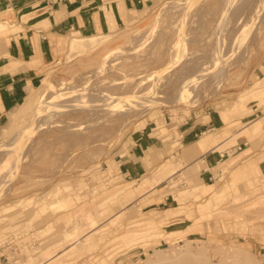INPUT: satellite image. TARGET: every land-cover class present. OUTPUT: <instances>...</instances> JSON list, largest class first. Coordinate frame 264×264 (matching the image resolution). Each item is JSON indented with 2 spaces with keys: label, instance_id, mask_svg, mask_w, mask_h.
I'll use <instances>...</instances> for the list:
<instances>
[{
  "label": "rangeland",
  "instance_id": "1",
  "mask_svg": "<svg viewBox=\"0 0 264 264\" xmlns=\"http://www.w3.org/2000/svg\"><path fill=\"white\" fill-rule=\"evenodd\" d=\"M175 1L153 0L95 32L91 48H67L0 124V251L12 255L0 264H264V167L246 160L264 149V0ZM64 85L79 91L66 97ZM36 95L33 115L15 120ZM194 112L217 113L216 139L231 137L215 152L225 195L213 205L210 195L182 192L194 199L175 209L186 217L153 219L129 201L158 178L107 177L102 161L152 118L180 165L183 142L168 128ZM234 143L238 151L221 156ZM183 178L190 182L169 176L170 191L180 193Z\"/></svg>",
  "mask_w": 264,
  "mask_h": 264
},
{
  "label": "crops",
  "instance_id": "2",
  "mask_svg": "<svg viewBox=\"0 0 264 264\" xmlns=\"http://www.w3.org/2000/svg\"><path fill=\"white\" fill-rule=\"evenodd\" d=\"M152 2L153 0H0V21L4 26L0 30V124L9 111L21 103L38 84L41 77L65 57L74 35L86 33V36H99L95 32L106 30L114 20L117 25L124 24V20L131 16V10H142ZM164 119L167 121L165 114ZM172 123L174 122H168ZM222 125L217 113L213 115L207 112L202 116L194 112L170 126L168 129L172 132V140L183 142V147L177 152L176 162H180L177 166L168 157L170 143L168 138H164L165 132L161 131L164 129H160L163 125L157 124L152 118L146 119V123L133 129L130 135L132 143L121 147V152L116 150L111 157L103 159L102 172L109 174L107 177L113 176L133 184L144 175L149 180L158 178L153 185L146 186L129 202L142 203V212L153 219L160 217L165 221L178 214L186 217L187 212H175V209L180 203L194 199L182 192L210 195L208 202L213 205L225 195L226 184L216 181V176L222 170L217 169L219 158L215 152L227 144L231 137L216 139L218 133L215 129ZM258 127L259 124H256L252 130ZM156 129L160 131L154 134ZM234 151H238L236 143L226 146L221 156H229ZM246 155H249L246 160L250 165L264 167L262 147L251 148ZM162 159L168 161L162 164L155 175L152 174L151 171ZM176 172L184 173L190 180L188 182L183 178L184 188L180 193L170 191L171 186H167L166 182ZM242 172L246 173L244 170ZM235 173L231 183L236 189L241 176H237L238 179L235 180ZM119 187L116 188L119 190ZM46 206L43 204L41 209ZM165 225L170 227L173 222L168 221ZM5 250L0 251V263L7 258Z\"/></svg>",
  "mask_w": 264,
  "mask_h": 264
},
{
  "label": "bare ground",
  "instance_id": "3",
  "mask_svg": "<svg viewBox=\"0 0 264 264\" xmlns=\"http://www.w3.org/2000/svg\"><path fill=\"white\" fill-rule=\"evenodd\" d=\"M179 1V0H178ZM198 0H180L181 3H183L184 5L186 4V6H192V5H195L196 2ZM264 2V1H263ZM176 4H178V2L175 1ZM180 3V4H181ZM180 4H178V6H180ZM171 6V5H170ZM182 6V5H181ZM181 8V7H180ZM188 9V8H187ZM162 12V11H161ZM160 16V15H159ZM157 22V21H156ZM156 22H155V25H156ZM158 24V23H157ZM3 24L1 23L0 21V30L3 28ZM155 27V26H154ZM5 29V28H4ZM154 30V29H153ZM156 30V28H155ZM149 34V33H148ZM154 34V33H153ZM148 36V35H147ZM151 36V35H149ZM153 36V35H152ZM103 38V37H102ZM99 40H101V36H97V35H89V36H86V35H80V36H77V35H74L72 38H71V50L72 52L73 51H79V50H84V49H88L90 47H92L93 45H95L96 43L99 42ZM184 42V41H183ZM124 51L123 49H120V48H117L115 49L110 57L115 54V53H119V52H122ZM178 55H180L178 53ZM177 55V56H178ZM179 59V56L177 57ZM174 62V61H173ZM169 67V66H168ZM198 77V76H197ZM189 85V84H188ZM65 87V88H64ZM63 87V90L65 92H67V96L66 97H70L73 92H77L79 91L78 88H75V87H71V86H66L64 85ZM151 90V89H150ZM147 92V91H146ZM149 92V91H148ZM147 95V94H146ZM189 95V94H188ZM37 98H38V95L32 97V96H28L25 100V102L23 103V105L20 106L19 109H17V111H15L14 113L16 114L14 117L16 118L15 120H17L18 116L23 114L24 112L26 111H30L31 112V115H33V112L35 111V108H36V103H37ZM98 98V97H97ZM100 99V98H99ZM128 101H132L133 102V99L132 98H129L127 99ZM137 101V100H136ZM131 102V103H132ZM98 103V102H97ZM100 103V102H99ZM124 103V102H123ZM107 104V103H106ZM125 104V103H124ZM128 104V103H127ZM130 104V103H129ZM126 105V104H125ZM131 105V104H130ZM124 106V105H123ZM28 113V112H27ZM24 115V114H23ZM30 116V115H29ZM31 117V116H30ZM29 118V117H28ZM30 119V118H29ZM32 120H35V118L33 117ZM29 121V120H27ZM25 132V131H24ZM29 132V131H28ZM21 134H23V131L21 132ZM22 140V139H21ZM2 164V163H1ZM0 164V165H1ZM6 166V162H3V164L0 166V175L3 173V167ZM4 178V177H3ZM2 180V179H1ZM180 264H186V263H180Z\"/></svg>",
  "mask_w": 264,
  "mask_h": 264
},
{
  "label": "built area",
  "instance_id": "4",
  "mask_svg": "<svg viewBox=\"0 0 264 264\" xmlns=\"http://www.w3.org/2000/svg\"><path fill=\"white\" fill-rule=\"evenodd\" d=\"M10 247V246H7V248ZM7 248H4L7 250ZM5 250V256L7 257L6 259L9 260V256L11 257L12 255H10V253L8 252V250L6 251Z\"/></svg>",
  "mask_w": 264,
  "mask_h": 264
}]
</instances>
